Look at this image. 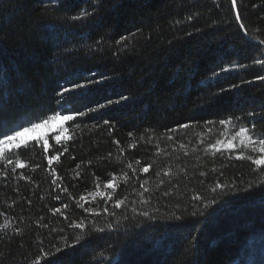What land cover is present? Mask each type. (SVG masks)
Here are the masks:
<instances>
[{
  "label": "trees",
  "instance_id": "16d2710c",
  "mask_svg": "<svg viewBox=\"0 0 264 264\" xmlns=\"http://www.w3.org/2000/svg\"><path fill=\"white\" fill-rule=\"evenodd\" d=\"M260 41L264 0H0V114L74 117L0 157V264L247 263L264 170L235 131H264Z\"/></svg>",
  "mask_w": 264,
  "mask_h": 264
},
{
  "label": "snow or ice",
  "instance_id": "6c2138e0",
  "mask_svg": "<svg viewBox=\"0 0 264 264\" xmlns=\"http://www.w3.org/2000/svg\"><path fill=\"white\" fill-rule=\"evenodd\" d=\"M231 4L232 6L235 8L237 5V0H231ZM90 13H85V15H88ZM236 19L239 20L241 19L240 13L237 10L236 13ZM73 19H80V16H74L72 17ZM241 28L244 27L243 24L240 25ZM245 34L247 35V32H245ZM260 43L264 44V41H260ZM257 63L260 64H264V59H260L257 61ZM258 79L264 80V76H259ZM8 81H2L0 82V90L3 89L4 85L7 84ZM64 91H68L67 88L64 89ZM121 99L126 100L127 97H121ZM4 101V97L2 94H0V102ZM116 103H119L120 101L117 100L115 101ZM109 103H112V101H109ZM0 107H2V105H0ZM100 108L106 107V105H99ZM92 111H95L96 109H91ZM52 119H63V120H73L74 117L70 116V115H64L62 117L60 116H56L53 115L51 117ZM47 120H39V119H33V120H29L23 123H17V124H11L9 125V123L3 118V115L0 114V157H2L4 155L3 152V148L6 146H11L14 149L19 150L21 148V144L18 143L17 141L19 140V138L23 137L26 133L30 132V131H34L38 128H40L43 124H47ZM107 123V121L105 122ZM230 121H221V124H230ZM182 128H188L189 125L188 124H183L181 125ZM254 131V126L253 128H249V127H240L238 130L235 131V136L241 137V138H247L248 142L250 144H258L259 147L258 149H253L254 152H258L259 154L256 155L255 157L253 156H248L245 157L243 155H239L237 156V159H249L251 161V163L253 165H256V170L260 171V170H264V131H262L260 133L259 136H254L252 133ZM60 140L59 135L56 136V142L58 143ZM243 142V139H242ZM42 143L45 147V150H47L48 146H49V139H43ZM217 143H219V141H217ZM26 146V145H25ZM229 147H231V142H229L228 144ZM212 147H215V145H213ZM219 149H217L218 151ZM63 151H67V149L65 148ZM17 153H14L13 155H16ZM58 157L56 156H51L48 160V163L51 164L53 159H57ZM8 164L13 163L12 159H8L7 161ZM26 165L23 162H18L17 163V167L18 168H24ZM129 167H131V165H129ZM143 171L147 172L148 168L145 167L143 169ZM107 187L111 188L113 187V184L111 183V181H109L106 185ZM59 198V197H57ZM81 199H84V197H81ZM122 203V201H118L115 205V207H119L120 204ZM65 207H67V205H65ZM56 211H59V209H56ZM105 211H107V208H105ZM75 227H80L79 224L75 225ZM98 231H103V229H98Z\"/></svg>",
  "mask_w": 264,
  "mask_h": 264
},
{
  "label": "rangeland",
  "instance_id": "374dc122",
  "mask_svg": "<svg viewBox=\"0 0 264 264\" xmlns=\"http://www.w3.org/2000/svg\"><path fill=\"white\" fill-rule=\"evenodd\" d=\"M47 121V124H43L40 128L26 133L23 137L19 138L17 142L24 146L32 141L42 142L43 139H47V137L50 135H54L55 139L56 136L59 135V141L64 140L66 136L63 132V127L66 120H63L62 118H50ZM12 149L14 148L11 146H6L2 150L5 153ZM252 247H250L248 252L245 253L246 259L248 260V262L245 264H264V241H259Z\"/></svg>",
  "mask_w": 264,
  "mask_h": 264
}]
</instances>
